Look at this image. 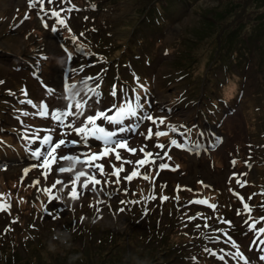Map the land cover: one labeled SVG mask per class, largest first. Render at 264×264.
Masks as SVG:
<instances>
[{"label":"rangeland","instance_id":"obj_1","mask_svg":"<svg viewBox=\"0 0 264 264\" xmlns=\"http://www.w3.org/2000/svg\"><path fill=\"white\" fill-rule=\"evenodd\" d=\"M101 2V7L99 11L95 14L97 17V20L101 26V30L99 31V34L102 37H105V39L108 38V40L111 39H122L123 37H127L129 34V29L127 27H124V23L129 22L130 24H133L135 22V11L134 6L130 2H124L119 1L117 3H109V0H99ZM103 1V2H102ZM147 2V0H144ZM175 2H181V1H188V0H173ZM228 0H220L221 5L225 6ZM168 2V0H167ZM218 0H199L197 3L199 4L196 7H193L189 10V13L187 16H182V12L187 9H180L176 11L172 15H166L169 22L176 23L171 28H167L165 30V37L162 40V45L158 48V55L154 56L155 61H152L150 65L144 64L139 67V72L144 73L146 75H149L152 79V84L154 85L155 92L153 93V96L150 98L151 101V109L155 112V117H159V115H165L168 116L171 122L168 124L169 126H176L180 123L184 122L186 118H188V112H186L185 109H174L173 107H169V102L173 97V92L177 89V82H173L172 84L165 85V82L168 78L176 77L180 73V68L177 65V62L174 61L178 57V47L175 48L174 51H169L168 53L164 52V47L168 46L171 42H173L181 33L185 36H182L183 41L185 42H191V39L198 38L199 35L197 33H194L195 30L192 28H201L203 30H206L211 24L207 18H201L200 13L203 15L206 11L209 10V7L216 5ZM15 0L7 1V6H14ZM243 5L245 13L244 18H246L247 22H255L257 19V11L254 9L252 0H244ZM234 7L232 1L230 0L228 3V10L232 9ZM90 8L91 10H88ZM208 9V10H205ZM96 10L91 8V2L90 0H85V7H83L80 11H78L77 15L78 17L83 20V17L85 13L87 12H94ZM18 9H13L10 7H6V0H0V37L4 36L9 40L10 42H14V39L9 35L8 31L10 28V22L9 17H12L13 15L17 14ZM200 12V13H199ZM27 13L23 12L22 15L25 16ZM76 15V13H75ZM239 19H242V16H239ZM84 21V20H83ZM179 22V23H177ZM224 24L232 25L235 22V19L232 16H227L223 19ZM49 25V24H48ZM82 25V21L80 24V27ZM79 27V28H80ZM49 27L46 29L44 27V30L48 31L51 29ZM27 30L35 36L36 39H38V44H43V40L41 35L44 34H36V31L34 30L32 24L27 25ZM246 30V28H245ZM14 36H21V32L17 30L14 34ZM47 35V34H46ZM95 38H98V36L94 35ZM46 37V36H44ZM26 39L23 38L22 41ZM29 40V39H28ZM65 42H69L67 39L64 40ZM178 43V41L176 42ZM207 43V42H206ZM204 43L202 40L198 43L195 53H196V60L197 64L195 66L194 72L195 75L192 76V82L187 83V80L181 76L182 72L180 73V76L177 78L179 83V91L178 93L181 94L184 89L188 88V91L185 93V95H194V97L199 94L198 99L202 97L204 94L203 100L201 102V107L206 108V106H203L204 102H209V104L212 105L213 109H216L217 107H231L237 97L238 94L241 93V100L239 101L240 105L236 107V111L230 115L227 116L224 127L227 128V135L229 137L228 145L224 147H220L217 154H211L210 156H199L198 157V167L203 170H218L221 168V165L217 163V156H221V160L223 163L224 158L227 159L230 154L226 153L228 152L229 145H232L235 148H239L240 146H248L252 145V152L253 155L257 148L254 146L255 144H259L260 146V152L264 150V83L262 85L259 84V82L264 81V59L258 60L256 54L253 52L250 55V59L253 61V65L256 70V76L252 79V84L250 81V78L248 77V72L245 70V68L242 66L241 63L236 62V65L230 66V60L233 59V57L230 56L229 58L223 57V60H220L217 63V67L222 72V75L220 74H213L214 76L209 77V81L207 80L205 83L200 82L199 75H205V72L208 67V62L213 57V52H211V47L209 44ZM56 44L51 48V51L56 53L59 57V59H63V51L59 47V44ZM10 52L5 53L2 51V49L5 50V47L0 43V55L4 54L6 55L5 63L6 65H11L12 61H16L19 64L21 63V59L23 57H27L28 53L24 50V47L22 44H14L10 43ZM57 47V48H56ZM55 48V50H54ZM146 45H143L142 48L139 49V52L142 53L143 50L146 52ZM185 50L186 48H182ZM49 49H47V53H45V56H48L50 59L53 58V53ZM157 53V52H155ZM264 55V51H263ZM184 55H181L183 57ZM1 57V56H0ZM55 64H58V62L54 61ZM44 69H43V77L45 85L48 84V76L46 73V67L48 62L43 61ZM227 72V73H226ZM172 75L171 77H169ZM223 77V81L219 82L217 81V77ZM15 73L13 68L11 67H2L1 68V74L0 79L5 80L6 82H11L13 90L15 91V94L13 96V102L12 107L16 111V105L15 102H19L22 105V109H19V112H3L0 113V120L5 121L6 125H16V128H8V127H2V123L0 122V161H3L4 163L9 162L11 159H20L21 157L25 156L27 152L31 151V148L33 144H31L28 140L24 139L23 137L25 135L31 136L33 133L39 131V119L38 115H33V113H37L35 108L27 107V100L31 99L33 103H37L39 99H41L37 94L35 93H28L27 96L21 95L20 91L24 89L25 85H29L35 89H39V83H37L35 79V75L33 70L30 66L26 67L22 70L21 78L20 80L15 79ZM227 77V78H226ZM226 80V81H224ZM97 84L101 85V80H95L91 81L89 80L85 90L81 94L82 99H87L88 96H91V100H89V104L91 105V111L94 112L97 108H99V103H96L97 97L93 94L88 92L89 88H94ZM241 85H244L242 88ZM147 89V91H152V89L144 87L143 90ZM217 90V92L222 96V98L225 101V104L220 103L217 99H215L213 96H211L210 93H212L214 90ZM208 97L209 99H205ZM205 99V100H204ZM21 101H24V103H21ZM113 102V101H112ZM144 103V101H143ZM111 107V105L107 104L105 105ZM145 109L148 111V106H145ZM24 113H28V115H24ZM135 121H129L130 123H134ZM127 123V121H126ZM146 125H149V122L145 121ZM107 126V125H106ZM155 126V125H153ZM110 127L111 126H107ZM156 127V126H155ZM3 130H7L8 133L2 134ZM159 130L167 132L168 130H171L170 127H166L165 125H160ZM9 132L15 133V137L11 135ZM180 134H172L166 138H163L160 143H163L165 145H168L169 141L171 139H176L180 143H184L183 139ZM12 136V137H11ZM14 137V138H13ZM154 143V142H153ZM152 142H149V144H153ZM154 151H158V149H154ZM170 151H173L176 153L177 157L180 159V161L185 165V158L186 153L181 148L171 147ZM123 151L121 150V156ZM64 154V153H62ZM264 154V153H263ZM247 155V154H244ZM256 160H259V157L255 158ZM230 160H233L232 156H230ZM100 163H103L105 165V171L107 173H111L112 168L109 167L111 163H115L116 167H120L119 162H115L114 156H110L108 158L103 159L102 161H99ZM33 164V163H32ZM31 164V165H32ZM30 166V165H29ZM237 166L238 161H237ZM81 165H77L76 170L81 169ZM253 165H251V168L246 167V164L241 166L240 171H247L252 172ZM255 168L258 171V182H252L250 184V190H251V196L256 193L259 195V200L262 197V194L264 193V170L262 169V165L259 164V166H255ZM38 173H33L31 177H27L26 179H23V182L20 183L19 188L22 189L24 184L23 183H31L37 178L40 179V185L36 186L34 194L29 198L30 201L35 199H40L41 192L39 194L37 193V188H42L43 186H51L55 179L57 178L56 172H55V166L53 167L52 173L48 176L47 181L44 180V178L41 175V170H38ZM235 170L230 168L229 164H225L219 172L215 174V176L210 180L211 183L214 185H217L218 188L222 189L226 186V179L229 172L233 173ZM20 169L18 166L11 167V169L7 172L2 171V174H0V185H4L6 187L5 192L2 190L0 193L8 194V188H12L14 186L13 179L16 180L17 176L19 175ZM63 179L67 182L68 177L71 175L70 173L62 174ZM123 172L121 173V183L120 185L125 187L127 185V181H125ZM98 179H108L110 182L104 186V191L100 192L99 196H90L87 193L81 197L82 200L85 202L90 201L91 198H95L97 201L96 204V212L95 217L99 219L100 223L93 225V228L96 231H100L104 227L108 226L110 229L114 230L115 233H122L127 236H129V233H132V231L129 228V225L132 223L130 221V217L126 216L123 211L120 212L118 215H113L110 211L112 209V205H116L121 199L119 195H115L112 198H109L105 195L106 192H114V189L116 187V184L114 183L115 177H97ZM161 179H168L170 181H177L181 180L183 183H192L196 179L191 175L189 171H186L184 175H181L177 173H169L164 172L163 175L160 176ZM183 178V179H181ZM240 178L241 177H235ZM83 180V178H82ZM21 182V181H20ZM9 183V185H8ZM91 187V185H89ZM60 188V186H58ZM20 189H17L13 187L11 191H17L20 192ZM192 189L191 191L188 190L191 194L187 195L183 191L180 193L175 192L173 193H165V196H168L169 199L163 203V212L160 216V223L157 226V230H154L152 226L149 227L148 233H145L143 236V239L145 240L143 247V252H150L152 251V247L147 243L146 240L150 239L154 244L155 247H157L159 250L166 246V244L169 241V234L166 232V226L167 222L164 218V211L168 212L171 211L173 208L174 202L179 207L178 215L187 214L186 217V224L189 227H195L196 222L199 223L200 227H204V224L207 223L209 225L210 216L212 214H217V216H214L213 221L215 222L213 227L220 226L222 229L227 230L228 233H239L238 235H235L233 238L241 244H244L247 250L243 252L247 257L250 258L251 264H264V261H261L259 257L261 255H264V252L259 251L258 249H254L252 251H249V245L252 243L253 240V233L248 232L247 235H245V229L247 228V225L243 223V221L247 218L245 215H237L236 211L234 212L232 217L229 216V209L227 208L225 204V193L222 195H219L217 193L211 192L215 189L211 188V191L203 190V192H199L201 190V187H197L196 189ZM229 189H232L234 192L240 193L242 196H244L245 201L249 203L250 206H254L256 199L254 202L250 203V200L248 199V195L241 191L238 187L234 186L233 184L226 186L227 195L226 199L228 198V194L232 198L237 199V206L241 203L239 198L235 195H233L232 191H229ZM199 190V191H198ZM63 191V192H62ZM55 192V190H54ZM64 196L63 197V194ZM134 194H136L135 191H133ZM46 195V199L42 200L40 203H42L43 207L45 204H47L48 209L50 207H60V205L57 204L56 200H53L50 204L48 203V195ZM59 195L62 200L63 205H67V210L63 211V214L66 219L73 218V215L70 213H74L73 207L71 206L70 202H77L73 201L68 196V190L62 189L59 192ZM11 196L13 198H17L16 194L13 192L11 193ZM177 196L179 199L177 200ZM254 196V197H255ZM124 197L130 198V194L127 193V195L124 194ZM253 197V198H254ZM27 198V197H26ZM196 199H207L209 203L217 205V208L215 211H213L211 208H209L207 205H198V204H189V201L196 200ZM99 201H103L102 203H98ZM11 201V200H10ZM157 203L161 202L160 198H157L154 200ZM91 202V201H90ZM264 203V200L259 204L258 212L259 215L256 218H259L261 216H264V210L261 209V204ZM39 204V203H38ZM133 205V204H132ZM29 209L32 210V212L35 211V208L33 206H29ZM70 208V209H69ZM29 209L24 210L25 212V220L26 224L29 225L34 220V215L32 213L29 214ZM145 209H147V214L152 213L153 206L152 205H146ZM144 209V211H145ZM13 207L11 206L10 214L13 213ZM9 213V212H7ZM201 214L199 217H197V214ZM157 216L156 213H153V216L149 217V219L155 218ZM6 218L8 216H5ZM189 217H197L196 219L190 220ZM217 217H223L226 220H230L233 223L232 228H228L226 224H221L218 222ZM205 218H208L205 220ZM255 219V218H254ZM1 225L5 223V221H1ZM57 223H61L60 221H53L50 220L45 225H57ZM243 223V224H242ZM142 224V223H141ZM235 224H242L241 227L237 230L230 231L235 227ZM264 227V224H263ZM207 228V227H204ZM147 229V227H145ZM24 228L20 227L18 229H13L8 232H5V228L0 229V233H8L7 240L3 241L4 244H12L14 245L16 242L19 241L20 238H23ZM43 233H49L46 238L42 235V233H27L31 234L33 237H37L41 243L40 246H38V251L43 252L45 254L41 255L39 260L36 259L31 261L30 264H75L72 262V259L70 257V253L65 254L70 249V246L67 245L64 247L63 245H60L52 240V237L55 233H52L49 228L46 226L43 228ZM199 231H196L198 233ZM79 235L83 237V239H86L87 235L84 231L79 230ZM206 233H219L215 232L212 229H207ZM51 236V238H50ZM135 236V235H134ZM181 239L187 240L188 236L186 233H181L178 236ZM100 239V236L98 234H95L94 240L97 243ZM142 239V238H140ZM21 240V239H20ZM72 244H76L77 241L75 240L74 236L71 235ZM54 242V248L50 250L49 243ZM213 243L209 247L213 252L216 253V256L211 255L209 252V256L213 257V259L216 261H208V264H236L233 260V258L228 255V253L234 252L235 249L233 247H228L227 252L221 253L217 245L215 244L216 240L214 236H212ZM117 242H114L111 244L112 247H116ZM129 244L132 243H126L124 246V249H128L130 246ZM22 245L26 250H29V244L26 242H23ZM22 247V246H21ZM49 249V250H48ZM217 250V251H216ZM21 252L22 249H20ZM58 251H61L64 254V261L61 258L55 259V258H49L48 256H57ZM93 251L96 252V257L99 259L101 258V254L97 252L96 248H93ZM47 252V253H46ZM142 252V253H143ZM223 255L224 260L221 261L219 259V256ZM77 256L81 260L84 256V250L82 245L77 246ZM141 255H136L135 257L128 258L127 260L123 261V264H139V261L141 259ZM125 256L121 257L123 259ZM229 260V262H226V260ZM112 264H122L117 261H114ZM203 264H206L204 261ZM238 264H243V261H240Z\"/></svg>","mask_w":264,"mask_h":264},{"label":"snow or ice","instance_id":"obj_2","mask_svg":"<svg viewBox=\"0 0 264 264\" xmlns=\"http://www.w3.org/2000/svg\"><path fill=\"white\" fill-rule=\"evenodd\" d=\"M56 2V0H47L49 5H52ZM60 4L63 3H71V0H59ZM29 7L35 8L37 4L38 8V16L44 21V16H50L55 18V22L64 28H68V31L71 32L72 29L68 26V19L70 17H63L61 15L62 12L67 11L71 13L73 11H80L75 5H72L69 8H60V10H56V7H52L51 9L46 10L45 0H28ZM95 5L92 4L91 8L95 9ZM43 13V15H41ZM28 15L26 14L24 19H28ZM87 19V17H85ZM43 26L47 29L49 25L46 21H44ZM58 29L53 27L51 28L52 33H58ZM83 36V33L80 34ZM78 37L75 35L72 37L73 42L77 41ZM62 50L68 56V59L71 61L74 59L73 54L68 51L66 47L61 45ZM78 51L81 53L84 52L83 45H77ZM47 59V57H44ZM103 59L102 57L100 58ZM78 71H83V66H81ZM61 78V86L65 89H69L74 86H69L64 81V76L66 75L65 71L62 70L59 73ZM137 79H139L137 77ZM89 80H100V76L97 75L95 77H86L83 83L87 84ZM3 83V81H0ZM143 87V85H141ZM47 93L53 94L54 89L52 87L46 86ZM99 84L96 85L95 88H89L88 92L93 93L96 97V103H99V97L102 96V93L99 92ZM24 95L27 96V90H22ZM147 92V89H145ZM110 95L113 97L117 96L116 86L113 85V90ZM91 96H88L87 99L78 100L75 105L69 102L65 107H57L50 106L47 103H42L39 105L38 113H33V115H39L42 118H48L49 115L51 119L56 121L57 124L62 128H67L69 131L59 134L58 137L54 138L53 134H47L41 136L39 131L33 133L31 136L25 135L23 138L28 140L31 144H38V146L30 151V155L36 163H33L29 167L23 169V175L27 176L28 173L32 169H40L41 175L45 181H47L48 176L52 173L53 167L55 166V172L57 178L51 186H43L42 188H37V193L44 192L48 195V203L50 204L53 200L57 201V204L60 207H57L53 210H49L47 204L44 205L45 215L51 217L52 219H58L59 213L67 210V205L62 204L61 197L59 192L62 189L68 190V196L71 200L77 201L86 193L90 196H99L100 192L104 191V186H106L110 181L108 179H98L97 177H115L114 183L119 185L121 183V173L125 171V165H131L133 170L130 174L124 176V180L127 182L133 181L134 178H142L145 181H152L153 183V193L148 199L156 200L157 196L155 195V183L153 178L151 177V171L153 169L156 170L157 177L160 172L166 169H170L172 171H176L179 168V165L175 167L170 166L166 161L171 160V156L168 155L171 147L176 148H185L186 145L178 142L176 139H171L168 145L163 143H153L149 144L148 141L153 139V136L157 138L168 135V132L159 130L160 125L165 123L163 118L155 117L151 111H147L145 109V104H148V107H151V101L148 100L147 96L140 97L136 95L133 100H124L120 104L113 103L111 107L105 110L96 109L94 112L91 111V105L89 104V100H91ZM70 100L71 98L68 97ZM144 100V103H141V100ZM28 104H31L33 108H37L38 106L33 103L31 99L26 101ZM24 103V101H21ZM51 107V111H50ZM90 113V114H86ZM24 115H28V113H24ZM79 121V124H77ZM126 121H135L134 123H126ZM149 122V127L147 129V133L139 132V135L144 137L145 143L139 148V153L141 154L140 159L135 162L125 159L121 156V150L127 151L128 153L135 155L137 153V149L134 147H129V133L135 134L138 132L139 128L144 122ZM111 126L107 127V126ZM152 125H155L157 130L153 132ZM172 132L176 131L175 126H169ZM49 133L55 132V129H48ZM75 134V138L69 139L72 134ZM94 141L95 143H91ZM222 138H219L216 143H222ZM99 147V152H92L91 148ZM84 149V150H78ZM154 149H158V151H154ZM63 152L64 154H59ZM110 156H114L115 162H119L120 167H116L115 163H111L108 165L112 168L111 173H107L105 171V165L100 163L105 158ZM68 163H73L76 165L75 168L67 167ZM231 165L234 167L237 163L236 160H232ZM77 165H81L80 170H76ZM148 166V172L141 173V169ZM7 165L0 161V168H6ZM246 167L251 168V165L246 161ZM65 173H70L71 175L68 177V181L66 182L63 179V175ZM247 173H235L229 177V181L234 177H242L246 176ZM83 178V180H82ZM23 179L21 180V183ZM237 184L243 188L248 184L247 180H241L240 178L236 179ZM198 183H203L202 181H198ZM40 185V179L37 178L32 182V187H36ZM91 185V187H89ZM60 186V188H58ZM161 187H166V185H161ZM204 187H211L210 185H204ZM55 190V192H54ZM181 189L177 186L176 191L179 192ZM192 190V189H188ZM229 191L233 192V195L237 196L241 201L242 209H236V214L239 216L243 213L247 216V218L243 221L245 225H247L248 231L253 233L252 243L249 245V251L254 249H258L261 252H264V227H257V225L264 224V216L259 218H253L251 215L253 211V207L249 205L248 202L245 201L244 196L240 193L234 192L232 189ZM120 194V189L117 187L115 192H106L105 195L109 198H112L115 195ZM125 195H127V189L124 190ZM264 195V193H260ZM257 195L254 193L252 196L248 197L249 200L253 199V197ZM11 193L8 194L0 193V212H9L11 209L10 203ZM162 201H167L169 199L168 196L160 197ZM179 197L177 196V200ZM103 201H99L98 203H102ZM23 203V200H21ZM121 204L131 203L134 205H138L141 203L140 200H131V201H120ZM189 204H198V205H207L213 211L217 208V205L209 203L207 199H196L188 202ZM91 206V205H90ZM261 209L264 210V203L261 204ZM125 209L121 208L120 211H124ZM144 214H147V209H145ZM201 214H197L199 217ZM197 217H189L190 220L196 219ZM83 219V218H82ZM208 218H205L207 220ZM218 222L221 224H226L228 228L233 227V223L230 220H226L223 217H217ZM17 220L11 221V223H17ZM34 227V225H32ZM200 225H197L199 228ZM204 227H209L207 223L204 224ZM10 228H6L5 232L10 231ZM217 232L222 233L223 237L226 238L225 242L230 243L231 246L235 249L234 252L228 253L233 259H238L243 261V264H251V260L247 257L241 250L238 242L229 235L227 230L224 229H216ZM247 235V232L245 233ZM216 240L220 239V236L215 237ZM205 251L209 252L211 255L216 256V253L213 252L209 248H205ZM223 251V250H222ZM221 261L224 260V256H219ZM261 261H264V255L259 257Z\"/></svg>","mask_w":264,"mask_h":264},{"label":"trees","instance_id":"obj_3","mask_svg":"<svg viewBox=\"0 0 264 264\" xmlns=\"http://www.w3.org/2000/svg\"><path fill=\"white\" fill-rule=\"evenodd\" d=\"M229 1L230 0L227 1L226 5L224 6V8L222 10L223 11V17H227L229 15L232 17H235L238 13H241L242 21L246 22L247 20H246V18H244V13H245L244 6H243L244 0H231L234 7L232 9L228 10ZM252 4L259 7V19L261 20L259 22V24L264 25V17H262V16H264V10H261L262 8H264V0H253Z\"/></svg>","mask_w":264,"mask_h":264},{"label":"clouds","instance_id":"obj_4","mask_svg":"<svg viewBox=\"0 0 264 264\" xmlns=\"http://www.w3.org/2000/svg\"><path fill=\"white\" fill-rule=\"evenodd\" d=\"M85 87H86V85H85ZM82 90H83V87H81V88H75L74 87V89H73V96L78 95L79 92L82 91ZM66 166L67 167H73V168L76 167V165L73 164V163H68ZM52 240L53 241H59L61 244H64V245L67 246V245L70 244V241H71V233L70 232H67V231H59L58 230L53 235ZM49 248H50V250L54 248V245L51 242L49 244ZM141 264H143V262H141Z\"/></svg>","mask_w":264,"mask_h":264},{"label":"bare ground","instance_id":"obj_5","mask_svg":"<svg viewBox=\"0 0 264 264\" xmlns=\"http://www.w3.org/2000/svg\"><path fill=\"white\" fill-rule=\"evenodd\" d=\"M56 44V43H55ZM58 45V44H57ZM53 48V47H52ZM57 48V47H56ZM54 50H55V48H54Z\"/></svg>","mask_w":264,"mask_h":264}]
</instances>
